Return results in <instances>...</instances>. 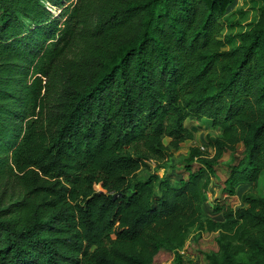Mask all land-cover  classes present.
Returning <instances> with one entry per match:
<instances>
[{
	"label": "trees",
	"instance_id": "trees-1",
	"mask_svg": "<svg viewBox=\"0 0 264 264\" xmlns=\"http://www.w3.org/2000/svg\"><path fill=\"white\" fill-rule=\"evenodd\" d=\"M189 119L219 134L159 176ZM239 145L243 205L206 218ZM261 180L264 0H0V264H182L193 229L222 253L204 264H264Z\"/></svg>",
	"mask_w": 264,
	"mask_h": 264
},
{
	"label": "rangeland",
	"instance_id": "rangeland-1",
	"mask_svg": "<svg viewBox=\"0 0 264 264\" xmlns=\"http://www.w3.org/2000/svg\"><path fill=\"white\" fill-rule=\"evenodd\" d=\"M72 1V0H71ZM55 14L59 12L57 9H52ZM186 124L191 126L194 131L193 139L190 142L182 143L177 151L171 152L168 160L164 167L157 169V174L168 173L170 178L177 179L180 176H184V170L180 164V160L185 156L189 147L205 148L204 143L207 142L208 138L214 137L219 134L218 130L214 128L210 121L202 119L200 121L187 120ZM242 146L239 145L235 149H226L219 160L221 167L215 169V175L212 177L211 184L208 187L206 194V202L202 207L203 216L214 220H222L221 216L212 212V206L214 202L221 203L233 209L242 206L241 201L242 194L247 190V187H237L233 195L226 194L222 191L223 181L225 179L224 169L222 166L230 162L231 157L238 152H241ZM209 154H213L212 149L209 150ZM235 156V155H234ZM155 169L153 163H150V169L140 172L141 176H144ZM97 190L100 189L99 185H95ZM257 192L263 193L264 181L261 180L257 186ZM215 233H208L198 229H193L189 234V237L178 254L180 255L182 264H204L205 255L216 256L218 260L221 259L222 253L218 248ZM175 256L173 253L167 251H160L154 258L152 264H174Z\"/></svg>",
	"mask_w": 264,
	"mask_h": 264
},
{
	"label": "built area",
	"instance_id": "built-area-1",
	"mask_svg": "<svg viewBox=\"0 0 264 264\" xmlns=\"http://www.w3.org/2000/svg\"><path fill=\"white\" fill-rule=\"evenodd\" d=\"M200 149H201V150H204V147L200 146Z\"/></svg>",
	"mask_w": 264,
	"mask_h": 264
}]
</instances>
